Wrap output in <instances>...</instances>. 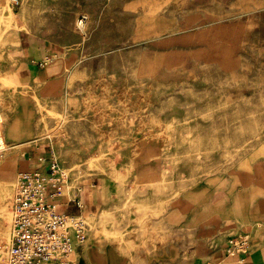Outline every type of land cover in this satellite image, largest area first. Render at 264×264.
Listing matches in <instances>:
<instances>
[{"label":"rangeland","instance_id":"obj_1","mask_svg":"<svg viewBox=\"0 0 264 264\" xmlns=\"http://www.w3.org/2000/svg\"><path fill=\"white\" fill-rule=\"evenodd\" d=\"M31 38L83 55L75 103L40 102L37 123L63 155L54 158L68 184L77 174L129 189L120 210L132 225L116 234L118 249L137 250L127 237L137 225L146 235L186 188L264 149V0H1L0 163L26 94L16 60ZM16 184L0 182V264ZM100 228L103 243L111 233Z\"/></svg>","mask_w":264,"mask_h":264},{"label":"crops","instance_id":"obj_2","mask_svg":"<svg viewBox=\"0 0 264 264\" xmlns=\"http://www.w3.org/2000/svg\"><path fill=\"white\" fill-rule=\"evenodd\" d=\"M80 54V48L55 47L34 38L19 53L16 67L26 94L18 98L4 129L9 151L0 163V182L9 186L22 172L46 170L56 154L62 158L58 146L41 136L39 103L54 109L75 103L72 70L83 59ZM257 152L172 198L163 215L146 224V235L141 236L137 225L136 238L126 239L136 243L137 250L130 253L114 245L122 241L116 234L132 225L120 210L129 189L111 177L77 179L76 174L70 184L68 177L54 203L59 213L83 218L88 237L84 244L74 240L68 262L42 264H264V155ZM102 226L111 234L100 243ZM242 233L251 238L249 252L228 255V241Z\"/></svg>","mask_w":264,"mask_h":264},{"label":"built area","instance_id":"obj_3","mask_svg":"<svg viewBox=\"0 0 264 264\" xmlns=\"http://www.w3.org/2000/svg\"><path fill=\"white\" fill-rule=\"evenodd\" d=\"M17 5L21 0H11ZM67 174L55 158L46 170L22 172L11 203L12 243L7 264H42L51 260L68 262L74 240L84 244L87 222L77 216L58 212L54 198L63 194L61 184ZM251 238L242 233L228 241L227 254L241 256L249 252Z\"/></svg>","mask_w":264,"mask_h":264},{"label":"bare ground","instance_id":"obj_4","mask_svg":"<svg viewBox=\"0 0 264 264\" xmlns=\"http://www.w3.org/2000/svg\"><path fill=\"white\" fill-rule=\"evenodd\" d=\"M7 12V11H6ZM81 22V21H80ZM51 62V61H50ZM257 154L259 155V154H263L264 155V149L262 150V148H261V146L260 147H258V149H257ZM3 201V200H2Z\"/></svg>","mask_w":264,"mask_h":264}]
</instances>
